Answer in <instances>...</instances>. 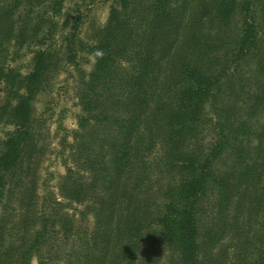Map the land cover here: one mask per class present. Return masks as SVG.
Listing matches in <instances>:
<instances>
[{
  "label": "trees",
  "instance_id": "16d2710c",
  "mask_svg": "<svg viewBox=\"0 0 264 264\" xmlns=\"http://www.w3.org/2000/svg\"><path fill=\"white\" fill-rule=\"evenodd\" d=\"M108 1L0 0V264H264V0H114L84 44L65 3ZM77 51L55 198L34 100Z\"/></svg>",
  "mask_w": 264,
  "mask_h": 264
},
{
  "label": "rangeland",
  "instance_id": "374dc122",
  "mask_svg": "<svg viewBox=\"0 0 264 264\" xmlns=\"http://www.w3.org/2000/svg\"><path fill=\"white\" fill-rule=\"evenodd\" d=\"M113 2L114 0H111L106 3H94L93 5H89L87 2H77V6L73 2H66L61 14L65 17L67 15L68 20L71 21L76 13L79 14L81 23L78 29V38L84 44H87L91 42L95 30L105 24L109 8L114 4ZM22 13L23 6L19 8V13L16 14L21 16ZM58 20L61 22L63 18L60 17ZM67 31L68 28L62 31L61 34ZM62 46L65 47L66 43L63 42ZM10 52L12 53V50ZM31 58L32 54L28 50H22L15 57V60L7 62L6 68L16 69L22 74L29 73L31 70ZM92 64L93 60L86 52L77 51L74 61L70 64L60 63L49 87L35 97V115L37 119L41 120L44 136V157L39 170L41 194L49 192L55 198L59 197V184L66 172L63 160L68 154V149L64 147L65 145H61V142L66 140L67 144L71 143V134L76 130L77 117L81 114L75 94L78 72L80 70L89 72ZM4 97L5 93L0 83V106L4 101ZM11 130V127L0 123V137H3L6 132ZM72 208L70 213L73 212L78 216L80 207L72 205ZM90 222V217H87V223L89 224ZM30 264H38L37 258L31 260Z\"/></svg>",
  "mask_w": 264,
  "mask_h": 264
}]
</instances>
